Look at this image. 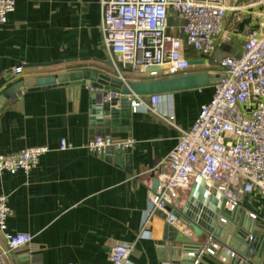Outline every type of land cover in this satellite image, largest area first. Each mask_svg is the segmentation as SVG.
<instances>
[{"label":"crops","instance_id":"obj_1","mask_svg":"<svg viewBox=\"0 0 264 264\" xmlns=\"http://www.w3.org/2000/svg\"><path fill=\"white\" fill-rule=\"evenodd\" d=\"M14 1L15 12L6 24H0V97L22 81L72 70L117 78L104 46L101 0ZM230 8L224 31L231 38H241L242 45L226 56H238L248 32L259 28L260 9L253 0H231ZM181 24L175 20L172 25ZM187 57L199 60L189 47ZM19 67L22 72L15 76L13 70ZM122 74L131 81H151L128 68H122ZM192 74L208 73L195 68ZM89 95L84 86L35 87L16 95L0 110V155L49 148L29 174L0 177V196L8 198L14 213L6 234L32 237L30 245L11 252L0 232L3 264H110L112 246L123 243L134 246L131 264H177L179 258L172 251L180 246L177 233L191 236L198 245L202 241L177 220L169 223L154 214L143 228V218L148 194L156 190L158 175L167 171L166 159L180 133L147 108L150 97L133 98L139 106L127 126L94 124ZM212 95L213 85L161 96L158 111L164 115L172 109L177 127L188 131ZM106 136L116 141L132 139L135 144L128 151L110 149L104 155L87 149L93 139ZM63 139L71 149L59 150ZM191 189L180 192L173 210L184 209ZM238 209L264 235L260 196L243 197Z\"/></svg>","mask_w":264,"mask_h":264},{"label":"built area","instance_id":"obj_2","mask_svg":"<svg viewBox=\"0 0 264 264\" xmlns=\"http://www.w3.org/2000/svg\"><path fill=\"white\" fill-rule=\"evenodd\" d=\"M253 1L260 9L258 30L248 32L240 55L217 59L219 49L231 40L224 31L231 0H101L104 46L117 79L125 85L139 80L125 78L122 68L147 75L150 80L192 75L195 68H203L214 77L212 98L201 106L188 131L177 127L172 109L164 115L159 113L161 96L150 97L147 108L176 128L180 137L166 159L167 171L158 175V188L148 194L143 228L154 214L165 215L169 223H174L177 219L169 209L173 210L180 192L189 190L197 178L204 181L210 193L222 195L229 211L238 208L247 195L258 194L264 204V0ZM15 10L14 0H0V24H6ZM172 18L182 24L173 26ZM187 47L198 55L195 62L204 63L191 66L194 61L187 57ZM149 69L161 71L146 74ZM21 72L22 68L13 70L15 76ZM137 106L133 101V110ZM134 144L132 139L116 141L106 136L96 137L86 147L92 153L104 155L110 149L128 151ZM69 149L71 145L63 139L59 150ZM47 153L49 148L41 146L0 155V177L5 173L29 174ZM13 215L8 198L0 196V232L11 252L32 241L27 234H6L7 221ZM249 216L252 220L258 218L251 213ZM219 247L209 239L199 253L189 256L195 258L194 264H215L212 259ZM133 252L132 244L113 245L110 264H131ZM226 255L220 258L221 264H228V259L237 256L233 251ZM4 256L0 249V264Z\"/></svg>","mask_w":264,"mask_h":264},{"label":"water","instance_id":"obj_3","mask_svg":"<svg viewBox=\"0 0 264 264\" xmlns=\"http://www.w3.org/2000/svg\"><path fill=\"white\" fill-rule=\"evenodd\" d=\"M203 63V61L190 62V65ZM160 71V69H149L146 74ZM213 82L212 75L192 74L145 82L132 81L125 85L121 80L99 72L72 70L55 77H42L17 83L0 97V110L6 102L26 89L84 86L91 91L89 109L94 124L111 127L113 124L121 123L127 126L133 111V98L203 90L213 85ZM109 96L113 97L107 100ZM169 211L177 221L192 232V235L202 241V244L198 245L191 236L177 233V242L180 246L172 250L179 258L177 264H194L195 258L189 256L190 250L199 253L209 239H213L214 243L220 246L219 250L215 251L217 256L212 259L215 264H221L220 258L227 257V251L237 254L235 259H228V264H264L263 233L254 229V224L246 219L244 211L238 208L234 211L227 210L222 195L218 192L210 193L201 178L195 180L184 209L181 211L169 209ZM162 216L167 219L165 215ZM223 219L226 220L225 224H222ZM230 224L235 226L234 230L225 226ZM209 248L215 250L211 245ZM200 263L205 264L203 261Z\"/></svg>","mask_w":264,"mask_h":264},{"label":"rangeland","instance_id":"obj_4","mask_svg":"<svg viewBox=\"0 0 264 264\" xmlns=\"http://www.w3.org/2000/svg\"><path fill=\"white\" fill-rule=\"evenodd\" d=\"M174 18L171 19V23H174ZM242 45L241 38H234L232 37L231 40L227 43H225L220 49L219 53L217 52L216 58L221 59L225 57L226 55H232L236 52V48L240 47Z\"/></svg>","mask_w":264,"mask_h":264},{"label":"trees","instance_id":"obj_5","mask_svg":"<svg viewBox=\"0 0 264 264\" xmlns=\"http://www.w3.org/2000/svg\"><path fill=\"white\" fill-rule=\"evenodd\" d=\"M174 34H175L176 36H178V37L180 36L178 33H174Z\"/></svg>","mask_w":264,"mask_h":264}]
</instances>
